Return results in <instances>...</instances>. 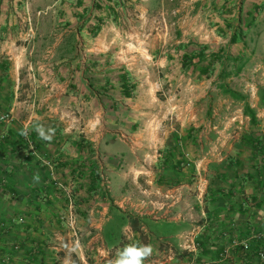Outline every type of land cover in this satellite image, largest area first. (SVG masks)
Wrapping results in <instances>:
<instances>
[{"label": "crops", "instance_id": "0c3cea01", "mask_svg": "<svg viewBox=\"0 0 264 264\" xmlns=\"http://www.w3.org/2000/svg\"><path fill=\"white\" fill-rule=\"evenodd\" d=\"M251 66L264 0H0V264H264V77L210 92ZM181 85L209 89L157 97Z\"/></svg>", "mask_w": 264, "mask_h": 264}, {"label": "rangeland", "instance_id": "374dc122", "mask_svg": "<svg viewBox=\"0 0 264 264\" xmlns=\"http://www.w3.org/2000/svg\"><path fill=\"white\" fill-rule=\"evenodd\" d=\"M206 27H208V25ZM205 29H208V28H205ZM185 30L187 32L186 36L194 37L193 42L194 44H196L197 47H200L201 45H203L204 47L211 45V39L208 37L204 39L202 33L201 35H199L197 28L194 29V26L192 25V23L186 22ZM252 77L256 78L257 80H260L264 77V73L260 71L256 72V70L253 71V67L251 66L249 67V71L246 75L234 76L233 79L231 80L233 82H231V84L228 86L229 88H234V90H236L237 92L239 90L243 91L245 88L242 86V82L240 78H243L244 80H246L247 78L251 79ZM207 89H209V87L207 86L206 87H197V86L194 87V86L181 85L178 87L173 86V87H168V88L157 87L156 92H157V97L164 99L163 101H166L164 103L165 106H171V105L176 104L174 102L176 96L183 97V96H190L191 94H195V95L204 94ZM218 89L219 88L217 87L216 90H210V92L219 93ZM245 93L243 92V94Z\"/></svg>", "mask_w": 264, "mask_h": 264}, {"label": "clouds", "instance_id": "9594fccd", "mask_svg": "<svg viewBox=\"0 0 264 264\" xmlns=\"http://www.w3.org/2000/svg\"><path fill=\"white\" fill-rule=\"evenodd\" d=\"M35 131L40 139L51 141L52 129H45L42 125H37ZM27 135V130L24 133ZM38 179V175L35 177ZM153 253L150 244H144L139 241H132L119 248L115 255L107 259L106 264H145L146 259Z\"/></svg>", "mask_w": 264, "mask_h": 264}, {"label": "built area", "instance_id": "2783aa9c", "mask_svg": "<svg viewBox=\"0 0 264 264\" xmlns=\"http://www.w3.org/2000/svg\"><path fill=\"white\" fill-rule=\"evenodd\" d=\"M1 120L4 121H8L11 119V115L9 113H5L3 115H1L0 117ZM27 130V135H25V131ZM22 137L24 139V141L27 144H31L32 140H31V124L29 122H26L25 124H23L22 126ZM206 180L203 178H201V180L197 183L196 186V190L199 191V194L204 193L205 190V182ZM102 182H103V187L108 190L109 189V183L108 180H106L105 177L102 178ZM60 187L63 189V192L65 194V198H66V209L68 211V227L75 232V216H74V209H75V199L73 196V189L72 186L69 185H61L59 183ZM76 234V233H75ZM188 234L185 235V237H187ZM243 245L246 246L247 243L243 242ZM261 257H264V253H260ZM186 264H199L198 262L191 260L189 262H187Z\"/></svg>", "mask_w": 264, "mask_h": 264}, {"label": "trees", "instance_id": "16d2710c", "mask_svg": "<svg viewBox=\"0 0 264 264\" xmlns=\"http://www.w3.org/2000/svg\"><path fill=\"white\" fill-rule=\"evenodd\" d=\"M232 39H234V36L232 37ZM218 77H221V74ZM224 77H226V75H224ZM221 85H220L219 89L223 93H229V94L234 95L235 97H238V98L242 97L241 94H239L238 92L232 90V88H229V87H227L225 85H222V86ZM244 114H247L250 117V121L251 122L255 121L254 115H253V113L251 112V110H250V108L248 106L244 107Z\"/></svg>", "mask_w": 264, "mask_h": 264}]
</instances>
